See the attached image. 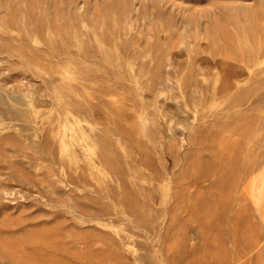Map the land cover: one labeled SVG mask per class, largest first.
I'll list each match as a JSON object with an SVG mask.
<instances>
[{"label":"rangeland","instance_id":"1","mask_svg":"<svg viewBox=\"0 0 264 264\" xmlns=\"http://www.w3.org/2000/svg\"><path fill=\"white\" fill-rule=\"evenodd\" d=\"M264 0H0V264H264Z\"/></svg>","mask_w":264,"mask_h":264},{"label":"bare ground","instance_id":"2","mask_svg":"<svg viewBox=\"0 0 264 264\" xmlns=\"http://www.w3.org/2000/svg\"><path fill=\"white\" fill-rule=\"evenodd\" d=\"M262 55H264V54H262Z\"/></svg>","mask_w":264,"mask_h":264}]
</instances>
